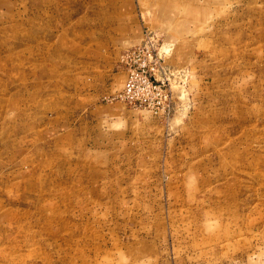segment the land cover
I'll list each match as a JSON object with an SVG mask.
<instances>
[{"label": "rangeland", "instance_id": "obj_1", "mask_svg": "<svg viewBox=\"0 0 264 264\" xmlns=\"http://www.w3.org/2000/svg\"><path fill=\"white\" fill-rule=\"evenodd\" d=\"M154 4L0 0V264H264V0Z\"/></svg>", "mask_w": 264, "mask_h": 264}, {"label": "built area", "instance_id": "obj_2", "mask_svg": "<svg viewBox=\"0 0 264 264\" xmlns=\"http://www.w3.org/2000/svg\"><path fill=\"white\" fill-rule=\"evenodd\" d=\"M158 36L148 34L142 42L136 44L127 53L129 69L123 89L119 96L132 105L152 106L161 94V85L157 84L153 72L158 64Z\"/></svg>", "mask_w": 264, "mask_h": 264}, {"label": "crops", "instance_id": "obj_3", "mask_svg": "<svg viewBox=\"0 0 264 264\" xmlns=\"http://www.w3.org/2000/svg\"><path fill=\"white\" fill-rule=\"evenodd\" d=\"M152 1H153V4H154V2H155V4H154V7L156 8L155 11H156V10H159V13H160L161 6H159V4H157V0H152ZM164 23H165V22H164ZM162 28H163V26H162ZM170 35H172V34H170Z\"/></svg>", "mask_w": 264, "mask_h": 264}]
</instances>
